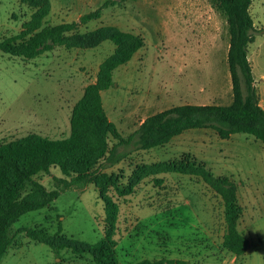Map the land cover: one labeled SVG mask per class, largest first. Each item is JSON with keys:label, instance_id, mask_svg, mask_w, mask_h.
<instances>
[{"label": "rangeland", "instance_id": "1", "mask_svg": "<svg viewBox=\"0 0 264 264\" xmlns=\"http://www.w3.org/2000/svg\"><path fill=\"white\" fill-rule=\"evenodd\" d=\"M107 0H50L49 25L76 21ZM35 8L22 0H0V41L19 34ZM250 13L261 30L248 47L259 103L264 107V0H253ZM117 27L139 34L145 45L113 73L115 85L102 92L106 113L128 137L149 116L182 104L230 105L228 64L230 33L216 0H127L105 9L99 19L79 27L84 35ZM115 45L101 40L83 47H57L26 60L0 50V142L38 133L52 139L70 135L73 108ZM185 156L206 164L216 176L238 186L245 209L241 224L250 247L236 257L223 248L224 202L202 178L162 173L144 179L120 197L115 239L120 264L167 260L182 264H264V144L237 133L222 139L212 129H191L168 144L132 152L107 168L126 186L136 167ZM59 167L35 180L56 189ZM163 178L159 186L154 178ZM105 208L95 184L62 191L47 208L24 214L13 226L12 245L0 264H96L92 255L54 250L34 240L33 230L62 233L89 243L105 235Z\"/></svg>", "mask_w": 264, "mask_h": 264}, {"label": "trees", "instance_id": "2", "mask_svg": "<svg viewBox=\"0 0 264 264\" xmlns=\"http://www.w3.org/2000/svg\"><path fill=\"white\" fill-rule=\"evenodd\" d=\"M35 8L22 31L0 41V50L14 57L35 59L57 47H83L109 40L115 51L100 66L97 81L85 87L73 108L70 135L52 139L38 133L0 142V263L12 245L11 230L26 213L50 206L66 189L78 184H95L104 202L105 235L97 243L69 237L62 229L50 235L33 230L34 240L54 250L70 249L76 254L88 253L96 264H120L115 239L119 205L112 191L120 197L131 194L146 178L162 173H180L202 178L224 202L226 229L222 246L235 256L244 255L250 247L247 236L239 230L243 207L238 186L229 176H216L206 164L185 156L180 160L142 164L136 167L124 186L107 168L126 159L132 152L150 150L168 144L174 137L191 129H212L222 139L245 133L264 144V108L259 103L248 47L260 33L250 8L253 0H216V7L227 17L230 33L228 64L232 76L233 101L230 105L182 104L147 117L139 128L124 137L106 113L102 92L115 85L114 71L129 62L145 42L141 35L117 27L99 28L79 35V27L99 19L105 9L127 0H107L99 9L76 21L49 25L50 0H22ZM59 167L64 177L56 179V189L49 190L35 180L41 172ZM157 185L163 178H154ZM136 264H182L167 260H141Z\"/></svg>", "mask_w": 264, "mask_h": 264}, {"label": "crops", "instance_id": "3", "mask_svg": "<svg viewBox=\"0 0 264 264\" xmlns=\"http://www.w3.org/2000/svg\"><path fill=\"white\" fill-rule=\"evenodd\" d=\"M261 105V104H260ZM262 106V105H261ZM263 107V106H262ZM264 108V107H263ZM239 189V188H238ZM239 191V190H238ZM238 199H239V202H240V196H239V192H238ZM243 207V206H242ZM243 210H244V212H243V215L245 216V209L243 208ZM242 218H243V216H242ZM242 218H241V220H240V222H239V230L241 231V232H243L242 231V224H241V221H242ZM247 238H248V236H247ZM249 239V238H248ZM222 242H223V240H222ZM236 257H238V256H236Z\"/></svg>", "mask_w": 264, "mask_h": 264}]
</instances>
